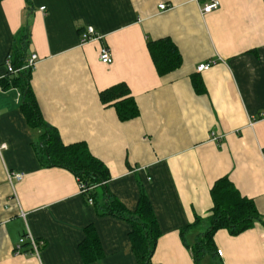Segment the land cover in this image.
I'll list each match as a JSON object with an SVG mask.
<instances>
[{
	"label": "crops",
	"instance_id": "crops-1",
	"mask_svg": "<svg viewBox=\"0 0 264 264\" xmlns=\"http://www.w3.org/2000/svg\"><path fill=\"white\" fill-rule=\"evenodd\" d=\"M208 1L0 0V264H138L131 226L97 216L72 174L36 159L41 132L28 126L4 66L24 34L26 58H38L30 87L43 121L65 145H87L108 168L106 191L128 212L141 190L150 202L160 232L152 264H194L189 248L209 229L210 190L222 177L260 221L238 236L216 231L202 264H264V0H219L202 17ZM88 27L100 39L82 43ZM160 39L182 59L164 76L147 48ZM103 46L110 65L99 61ZM206 63L209 70L196 72ZM117 84L136 102L132 120L100 102ZM9 173L23 177L9 183ZM88 227L102 257L86 262ZM26 234L42 243L38 257L30 245L16 253Z\"/></svg>",
	"mask_w": 264,
	"mask_h": 264
},
{
	"label": "trees",
	"instance_id": "trees-1",
	"mask_svg": "<svg viewBox=\"0 0 264 264\" xmlns=\"http://www.w3.org/2000/svg\"><path fill=\"white\" fill-rule=\"evenodd\" d=\"M27 46V34L13 41L8 56L14 69L25 66ZM147 48L159 76H164L181 66L180 53L169 39L149 42ZM31 72V70L21 71L11 83L21 92V110L28 126L41 132L34 144V152L40 167L59 168L72 174L78 184L85 187L81 195L86 203L88 199L92 200L91 206L97 216L114 217L131 226L132 251L138 264H152L151 257L160 232L146 195L141 190L136 209L134 212H128L106 191L105 185L110 180L108 168L90 153L85 143L65 145L58 133L43 121L30 87ZM195 88L197 89L196 86ZM99 99L102 104L114 108L120 121H129L138 115L136 102L124 84H117L104 90L100 93ZM210 197L212 207L208 216L209 229L198 236L189 248L194 264H202L205 256L214 252L213 236L216 231L224 229L231 236H238L249 230L256 221H260L253 202L242 197L227 177L214 182ZM195 221L198 222L197 218ZM193 226L194 224L182 229L180 235ZM26 246H29V242L22 245V247ZM80 253L86 262L99 260L102 257L101 246L92 227L85 230Z\"/></svg>",
	"mask_w": 264,
	"mask_h": 264
},
{
	"label": "built area",
	"instance_id": "built-area-1",
	"mask_svg": "<svg viewBox=\"0 0 264 264\" xmlns=\"http://www.w3.org/2000/svg\"><path fill=\"white\" fill-rule=\"evenodd\" d=\"M195 1H197V0H195ZM219 6H220L219 0H209L208 3H206V4H204L203 6L200 7V9H199L200 15L202 17H204L205 15L211 13L212 11L217 10L219 8ZM159 9L161 11H165V10H167V6L166 5H160ZM41 10H43V8H41ZM97 39H100V37L96 36V34L94 32V29L92 27H88L84 31L83 35H82V43L90 42L92 40H97ZM99 61L103 65H110L112 63V56L110 54V51L105 46L101 47V49L99 51ZM37 62H38L37 56L36 55H31L27 59L24 67L19 68V69H14L12 67V64H11L10 56H7L5 61H4V66L6 68V75L17 76L23 70H31V71H33L35 66H36V64H37ZM210 67H211L210 63L200 64V65H198L196 67V72L203 73V72L209 70ZM17 96L19 97L20 93L17 94ZM22 177L23 176L21 174H11V173L7 174V179H8L9 183H11L13 179L15 181H20L22 179ZM79 188H80V192L81 193L85 191V187L83 185L79 184ZM88 204L89 205L92 204V200L91 199H88ZM21 215L24 216L23 213H21ZM25 242H29V245H30L32 253L36 257H38L39 248L42 245V243L36 241L30 234H26V235H24L23 237H21L19 239V242H18V245H17V248H16V253H20L21 245H23ZM217 255L219 257H222V252L221 251H217Z\"/></svg>",
	"mask_w": 264,
	"mask_h": 264
},
{
	"label": "rangeland",
	"instance_id": "rangeland-1",
	"mask_svg": "<svg viewBox=\"0 0 264 264\" xmlns=\"http://www.w3.org/2000/svg\"><path fill=\"white\" fill-rule=\"evenodd\" d=\"M203 226V225H202ZM197 230H199V229H197Z\"/></svg>",
	"mask_w": 264,
	"mask_h": 264
}]
</instances>
